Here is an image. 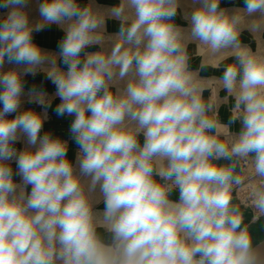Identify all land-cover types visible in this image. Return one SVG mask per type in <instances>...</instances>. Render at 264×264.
<instances>
[{"label":"clouds","instance_id":"obj_1","mask_svg":"<svg viewBox=\"0 0 264 264\" xmlns=\"http://www.w3.org/2000/svg\"><path fill=\"white\" fill-rule=\"evenodd\" d=\"M243 2L248 15L264 13V0ZM27 5L0 0L7 10L0 19V264H264L231 203L243 178L234 165L215 163L254 154V172L264 177V58L239 51L223 73V87L243 107L242 130L229 146L212 134L211 105L170 22L176 0H126L132 16L125 4L114 7L120 26L107 53L85 51L102 45L106 21L77 0H43L35 23ZM219 5L202 0L191 15L192 38L212 54L237 44L242 22ZM53 24L64 37L49 55L33 34ZM41 71L56 87V115L73 117L76 164L67 141L41 135L47 94L35 86L25 93L24 78ZM25 95L43 112L22 110ZM21 138L26 147L17 151ZM252 196L264 215V186Z\"/></svg>","mask_w":264,"mask_h":264},{"label":"rangeland","instance_id":"obj_2","mask_svg":"<svg viewBox=\"0 0 264 264\" xmlns=\"http://www.w3.org/2000/svg\"><path fill=\"white\" fill-rule=\"evenodd\" d=\"M177 1V0H176ZM43 0H28V5L25 11L29 16L30 23L38 22L41 18L39 15V7ZM77 3L81 8L88 7L95 14L105 18V25L101 29L103 34L102 45L91 46L85 49L86 52H96L104 51L105 53L109 52L114 44L117 42V33L120 26V21L111 17V11L114 7L125 4V15L132 16L134 13L131 9L127 8L126 0H77ZM179 4V3H177ZM226 14H239L242 17V22L239 25V35L241 31H246L249 27L253 26L252 23L258 26L259 22L263 21L264 25V13H254L248 15L244 10V4L242 6L236 5L234 7H228L223 9ZM7 10L0 9V19L4 18ZM184 28L183 24L175 26L183 36V44L185 46L186 55H187V67L188 71L192 74L194 83L198 86V89L202 87V84L211 83L214 86L209 85V94H211L212 89L216 98L220 100L215 101V104L220 107L221 105H227L228 110L231 113L242 112L243 107L240 109L236 108L235 93L229 94L228 91L223 87L222 77L223 73L227 66L237 64V52L240 50H248L253 55L264 58V44H258L257 40H239L236 45L220 50L219 52L212 54L207 50V47L202 45L198 40H195L191 36L192 22L189 23V27ZM261 30V29H260ZM238 35V37H239ZM64 37V30L61 26L50 25L38 33L33 34L34 43H36L42 51L48 53L49 55H55L58 53V44ZM264 40V39H263ZM59 67L63 70H66L62 62L57 59ZM13 66L5 65V70H8ZM25 93L32 88L33 86L44 91L47 94V97L51 103V107L47 111V119L45 120L41 135L45 133H50L54 137H59L68 142V158L76 164V156L78 152V146L70 138L69 128L73 117L65 115L64 117H58L55 113L56 106L60 103L59 98L55 95L56 87L55 85L46 78L44 72H39L35 76L28 75L25 78ZM129 78L124 80L114 81L111 90L116 92L122 90L127 83ZM239 80V77H238ZM238 86V85H237ZM22 110L33 109L37 112H43L41 106L36 104L27 103V96L23 97ZM12 118V117H9ZM225 131V130H223ZM229 132V131H225ZM141 144L143 143V137L140 138ZM14 147L17 151H21L26 147V138H21ZM13 171H16V164L13 162L11 164ZM14 179L17 183H20V177L14 176ZM30 187L28 186V191L30 192ZM96 200H99V203L95 205V210L102 211L104 209V204L102 199L97 192L94 196ZM176 201V200H174ZM98 231L104 235L103 228L98 229Z\"/></svg>","mask_w":264,"mask_h":264},{"label":"crops","instance_id":"obj_3","mask_svg":"<svg viewBox=\"0 0 264 264\" xmlns=\"http://www.w3.org/2000/svg\"><path fill=\"white\" fill-rule=\"evenodd\" d=\"M176 3H179L177 4L176 15L170 22L174 24V26L183 24L185 26L184 28H191V26L189 27V23H191V15L193 11L201 7L202 0H177ZM238 4L239 6H242V4H244L243 0H220L219 7L221 9H224L231 6L234 7ZM252 25L253 26L249 27L246 31H241L238 39L247 41L254 39L257 40L258 44H264L263 21L259 22L258 26L255 25V23H252ZM209 85L214 86L210 82L202 84V87L200 88V95L206 104L211 105V109L207 114L210 118L214 119L217 124V128L212 134H218L219 139L225 142H229L230 146V142L234 141L242 130L241 120L239 119V117L242 115V112H235V114H233L230 110H228L227 105H221L220 107H218L215 104V101H218L220 99H215L216 95L214 93V89H212L211 94H209ZM223 130L229 132H225ZM250 155L254 156V154ZM239 160L240 157H232L230 160L222 159L219 161H215V163L223 166L234 165V174L242 177L243 171ZM169 198L173 201L178 200V191L174 190L170 194ZM231 203L232 206L241 214L242 227H247V230L252 238L253 246H256L259 242L264 240V215H258L257 218L253 219L252 214L248 208L239 204V202L234 198L232 199Z\"/></svg>","mask_w":264,"mask_h":264},{"label":"built area","instance_id":"obj_4","mask_svg":"<svg viewBox=\"0 0 264 264\" xmlns=\"http://www.w3.org/2000/svg\"><path fill=\"white\" fill-rule=\"evenodd\" d=\"M240 165L242 167L243 176L242 182L239 185H234L231 196L242 206L248 208L255 219L259 215L253 206L252 193L254 190L264 186V177H260L254 172V156L249 155L246 158H240Z\"/></svg>","mask_w":264,"mask_h":264},{"label":"water","instance_id":"obj_5","mask_svg":"<svg viewBox=\"0 0 264 264\" xmlns=\"http://www.w3.org/2000/svg\"><path fill=\"white\" fill-rule=\"evenodd\" d=\"M255 247L257 249L263 251L264 250V240H262L261 242H259Z\"/></svg>","mask_w":264,"mask_h":264},{"label":"bare ground","instance_id":"obj_6","mask_svg":"<svg viewBox=\"0 0 264 264\" xmlns=\"http://www.w3.org/2000/svg\"><path fill=\"white\" fill-rule=\"evenodd\" d=\"M240 51H243V50H240ZM254 248H256V247L254 246ZM262 252H264V250Z\"/></svg>","mask_w":264,"mask_h":264}]
</instances>
